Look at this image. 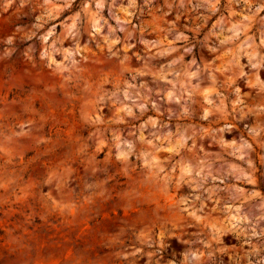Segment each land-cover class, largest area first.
I'll return each mask as SVG.
<instances>
[{
    "label": "rangeland",
    "instance_id": "1",
    "mask_svg": "<svg viewBox=\"0 0 264 264\" xmlns=\"http://www.w3.org/2000/svg\"><path fill=\"white\" fill-rule=\"evenodd\" d=\"M0 264H264V0H0Z\"/></svg>",
    "mask_w": 264,
    "mask_h": 264
}]
</instances>
